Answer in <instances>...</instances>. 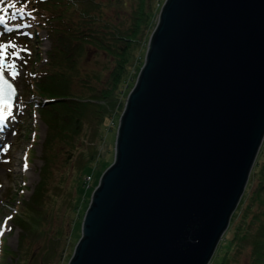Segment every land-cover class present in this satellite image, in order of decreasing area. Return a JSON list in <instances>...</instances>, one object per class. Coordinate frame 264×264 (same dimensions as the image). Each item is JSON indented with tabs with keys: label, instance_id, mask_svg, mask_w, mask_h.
Segmentation results:
<instances>
[{
	"label": "water",
	"instance_id": "1",
	"mask_svg": "<svg viewBox=\"0 0 264 264\" xmlns=\"http://www.w3.org/2000/svg\"><path fill=\"white\" fill-rule=\"evenodd\" d=\"M263 137L264 0H163L66 264H208Z\"/></svg>",
	"mask_w": 264,
	"mask_h": 264
},
{
	"label": "trees",
	"instance_id": "2",
	"mask_svg": "<svg viewBox=\"0 0 264 264\" xmlns=\"http://www.w3.org/2000/svg\"><path fill=\"white\" fill-rule=\"evenodd\" d=\"M162 2L163 0H130L127 7L120 9L122 0L39 1L48 13L45 20L49 22L50 43L45 49L42 65H37L41 54L39 47L35 46L31 65L40 73L33 78L30 87L38 95V113L45 123L41 147L43 161L38 179L27 198L19 202L15 196L12 199L14 204L10 216L21 227L20 237L26 232L47 231L43 224L49 212L43 205V198L55 149L60 141L69 142L79 133L86 109H92L96 127L106 115L115 114L116 121L125 94L134 83L144 59L148 36ZM104 3H112L113 12L104 10ZM89 46L108 56L109 61L105 64L104 71L101 68L81 69V59L85 57ZM90 75L100 79V85L92 87L95 90L85 92L73 88L74 81L90 86ZM96 157L94 152L88 156L91 160ZM82 166L83 162L71 179L75 189L82 188L85 184ZM85 206L79 211L78 205L70 201L67 221L71 223L78 215L80 218ZM53 232L57 238L61 230L55 228ZM219 242L214 256L215 264H237V257L242 252L246 253L247 264H264V142L240 200L231 214L226 233ZM247 243L250 244L248 250L245 249ZM73 244L74 240L65 255V263ZM3 252L13 251L3 248ZM0 258V264H4V259ZM17 260L18 257L15 262Z\"/></svg>",
	"mask_w": 264,
	"mask_h": 264
},
{
	"label": "rangeland",
	"instance_id": "3",
	"mask_svg": "<svg viewBox=\"0 0 264 264\" xmlns=\"http://www.w3.org/2000/svg\"><path fill=\"white\" fill-rule=\"evenodd\" d=\"M39 1L0 0V69L12 79L17 89L12 106L3 119H0L5 124L4 135L3 130H0V232H3V235H0V257L4 259V264H66L65 255L71 248V242L74 240L75 243L80 234L81 222L79 215L71 223L67 221L69 202L74 201L79 211L83 209L106 166H103L104 162L113 157L117 123L115 114L104 116L96 127L92 109L87 108L79 133L69 142L60 141L59 145L55 146V157L43 198V205L49 212L43 224L47 231L31 230L32 232H26L20 237L21 227L10 216L14 204L12 199L15 196L19 202L27 198L38 179L43 161L41 147L45 123L38 113V95L33 93L30 87L33 78L40 73L31 65L35 46L39 47L41 54L37 65H42L46 55L45 49L50 43L49 22L45 20L48 13ZM129 1L122 0L120 9L127 7ZM102 8L113 12L114 6L112 3H104ZM108 61V56L101 50L89 46L85 57L81 59V69L101 68L104 71ZM89 82L90 86L74 81L73 88L91 92L95 90L92 87L100 85V79L93 75H90ZM263 142L264 137L261 146ZM91 152L96 153L95 160L88 158ZM82 162L85 184L82 188L75 189L71 179ZM55 228L61 230L57 238L54 237ZM226 230L227 228L222 237ZM219 243L208 264H215L214 256ZM249 247L250 244L247 243L245 249L248 250ZM3 248L13 252L5 253ZM16 257L18 260L15 262ZM236 263L247 264L246 253H240Z\"/></svg>",
	"mask_w": 264,
	"mask_h": 264
},
{
	"label": "bare ground",
	"instance_id": "4",
	"mask_svg": "<svg viewBox=\"0 0 264 264\" xmlns=\"http://www.w3.org/2000/svg\"><path fill=\"white\" fill-rule=\"evenodd\" d=\"M3 130L2 132H3V135L5 134V124H4V122H2V121H0V130ZM2 139H1V135H0V141H1Z\"/></svg>",
	"mask_w": 264,
	"mask_h": 264
},
{
	"label": "snow or ice",
	"instance_id": "5",
	"mask_svg": "<svg viewBox=\"0 0 264 264\" xmlns=\"http://www.w3.org/2000/svg\"><path fill=\"white\" fill-rule=\"evenodd\" d=\"M0 119H3V117L2 116H0ZM10 219V218H9ZM0 235H3V232H0Z\"/></svg>",
	"mask_w": 264,
	"mask_h": 264
},
{
	"label": "built area",
	"instance_id": "6",
	"mask_svg": "<svg viewBox=\"0 0 264 264\" xmlns=\"http://www.w3.org/2000/svg\"><path fill=\"white\" fill-rule=\"evenodd\" d=\"M86 178H88V176L86 175Z\"/></svg>",
	"mask_w": 264,
	"mask_h": 264
}]
</instances>
